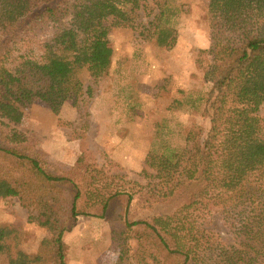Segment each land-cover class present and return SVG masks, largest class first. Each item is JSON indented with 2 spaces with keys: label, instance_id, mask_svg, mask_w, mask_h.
I'll return each mask as SVG.
<instances>
[{
  "label": "trees",
  "instance_id": "obj_1",
  "mask_svg": "<svg viewBox=\"0 0 264 264\" xmlns=\"http://www.w3.org/2000/svg\"><path fill=\"white\" fill-rule=\"evenodd\" d=\"M140 2L0 0V199L16 198L29 210L28 222L46 232L29 255L19 247L18 229L0 225V264H67L65 233L79 216L104 218L123 194L125 231L112 233L115 264H132L127 232L137 241L140 264H264V141L256 137L264 103V0L207 1L209 127L191 128L184 145L163 152L152 181L135 194L106 188L102 171L83 160L53 169L36 152L35 138L13 127L34 100L54 115L66 101L76 102L83 71L92 80L105 75L113 57L108 32L133 27ZM164 15L141 32L158 48L168 47L175 33ZM174 199L182 204L171 215L128 221L133 201L146 210ZM211 211L233 244L203 227Z\"/></svg>",
  "mask_w": 264,
  "mask_h": 264
},
{
  "label": "rangeland",
  "instance_id": "obj_2",
  "mask_svg": "<svg viewBox=\"0 0 264 264\" xmlns=\"http://www.w3.org/2000/svg\"><path fill=\"white\" fill-rule=\"evenodd\" d=\"M208 0H141L131 28H111L107 39L113 49L108 72L92 80L81 73L84 93L66 101L58 115L39 100L21 110L22 119L13 127L33 136L36 152L53 169L69 170L77 160L101 170L106 188L133 193L152 181L159 156L184 145L183 137L193 128L208 129L203 115L210 84L205 81V51L210 45ZM165 10L174 28L166 48H158L141 32ZM110 20L105 22L108 25ZM256 137L264 141V103ZM126 195L110 201L104 218L79 216L65 233L67 264H115L119 248L112 233L125 231ZM180 199L141 210L131 204L128 221L163 213L171 215ZM30 212L16 198L0 199V225L13 226L21 234L20 249L34 255L44 229L28 222ZM207 231L227 244L236 240L211 211L202 216ZM126 244L132 264L138 262V244L133 233ZM122 244V242H121ZM140 256H147L140 254ZM148 259L146 264H150Z\"/></svg>",
  "mask_w": 264,
  "mask_h": 264
}]
</instances>
